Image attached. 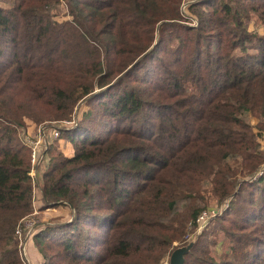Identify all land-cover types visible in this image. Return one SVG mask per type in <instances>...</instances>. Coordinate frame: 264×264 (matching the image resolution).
<instances>
[{
  "label": "trees",
  "instance_id": "trees-1",
  "mask_svg": "<svg viewBox=\"0 0 264 264\" xmlns=\"http://www.w3.org/2000/svg\"><path fill=\"white\" fill-rule=\"evenodd\" d=\"M0 0V264L33 213L20 129L71 118L48 148L40 264H264V0ZM263 169V174L254 178ZM222 236V237H221Z\"/></svg>",
  "mask_w": 264,
  "mask_h": 264
},
{
  "label": "built area",
  "instance_id": "built-area-1",
  "mask_svg": "<svg viewBox=\"0 0 264 264\" xmlns=\"http://www.w3.org/2000/svg\"><path fill=\"white\" fill-rule=\"evenodd\" d=\"M196 0H183L181 10L185 15L189 14L188 6ZM74 115V113H73ZM71 116L68 119L45 122L40 125H30L20 129V138L30 150V171L29 175L33 187V213L24 217L16 227V237L18 240V250L23 264H30L29 246L33 235L41 225L39 219L42 193V174L43 169L49 163L48 148L62 137L65 129L74 128L78 125V118ZM57 124V125H56ZM263 174L260 169L254 176L257 178ZM229 206L225 202L214 207H209L201 211L195 221L191 224L193 232L187 236L188 242H193L195 237L200 234L209 224V222L222 214ZM171 255L165 256L160 264H171Z\"/></svg>",
  "mask_w": 264,
  "mask_h": 264
},
{
  "label": "rangeland",
  "instance_id": "rangeland-1",
  "mask_svg": "<svg viewBox=\"0 0 264 264\" xmlns=\"http://www.w3.org/2000/svg\"><path fill=\"white\" fill-rule=\"evenodd\" d=\"M83 105H84L83 102L80 103V106L78 105V107L74 111V115L78 118V122H79L80 112H82V110H83V108H81ZM56 142L59 143L60 145L62 143L63 144L66 143L64 146H61L64 151H66V146H69V145L71 146L70 143L65 142V140L63 139V136L60 139L56 140L54 143H56ZM47 167H48V164L43 169V171L46 170ZM204 193L208 196V199H209V204L207 205L206 208L214 207L216 205H220L219 202L217 201V199H215L213 196L210 195V185L208 183H206V185L204 187ZM62 206L65 208L66 212L68 213L67 216H64V218H63V216L59 215V212L57 211L58 209H56V210L54 208L43 209V212H41V214L38 215L39 219L41 221V225L39 226L37 231L46 225L56 223L57 222L56 220L65 221V220L72 219V212L70 210H68V208H67L68 206L60 205L58 207H62ZM58 207H56V208H58ZM48 213H53V214L48 215ZM31 242H32V240H31ZM30 246H31V243H30Z\"/></svg>",
  "mask_w": 264,
  "mask_h": 264
},
{
  "label": "crops",
  "instance_id": "crops-1",
  "mask_svg": "<svg viewBox=\"0 0 264 264\" xmlns=\"http://www.w3.org/2000/svg\"><path fill=\"white\" fill-rule=\"evenodd\" d=\"M65 144L62 143L61 146H64ZM65 153L67 155H71L73 153L72 145L71 146L70 145L66 146ZM38 204L40 206V212H43V209L41 208L42 207L41 206V202L39 201ZM67 208H68V210H70L72 212L71 207L68 206ZM54 209L55 210L58 209L57 211L59 212V215L63 216V218H64V216H67V214H68L63 206L62 207H58V208H54ZM51 214H53V213H48V215H51ZM29 260H30V264H40L41 263V256L38 253L37 249L33 246L32 242H31V246H29Z\"/></svg>",
  "mask_w": 264,
  "mask_h": 264
},
{
  "label": "water",
  "instance_id": "water-1",
  "mask_svg": "<svg viewBox=\"0 0 264 264\" xmlns=\"http://www.w3.org/2000/svg\"><path fill=\"white\" fill-rule=\"evenodd\" d=\"M193 243L191 242L188 246H183L175 249L171 254V264H184L185 263V254L187 253L189 247Z\"/></svg>",
  "mask_w": 264,
  "mask_h": 264
}]
</instances>
